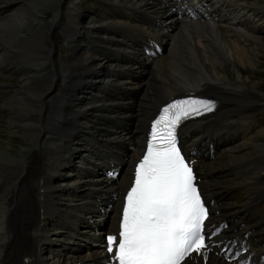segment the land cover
Returning <instances> with one entry per match:
<instances>
[{"label": "bare ground", "instance_id": "bare-ground-1", "mask_svg": "<svg viewBox=\"0 0 264 264\" xmlns=\"http://www.w3.org/2000/svg\"><path fill=\"white\" fill-rule=\"evenodd\" d=\"M31 1L0 0V71L12 65L17 72L8 79L10 89H2L0 84V104L5 108L2 116L7 124L20 127L26 142L8 153V144L0 138V264L103 261L99 239L91 236L92 230H97L96 221L90 220L97 203L114 204L117 199L112 195L115 192L119 198L120 193L116 181L97 170L110 156L123 157L111 147L127 151L123 146L130 142L122 132L123 119L134 121V131H139V111L144 107L126 99H130L137 74L147 67L138 47L149 37H158L160 29L170 27L175 32L166 54L154 62V84L146 90L152 104L191 85L214 92L225 107L209 124L222 154L200 164L199 169L208 163L204 181L230 174L232 168L240 175L251 168L248 164H264V127L257 129L255 121L244 113L250 105L264 103V92L258 87L261 81L255 78L264 55V5L252 0H198L217 16V28L223 35L218 39L203 20L174 17L169 12L170 0H40L38 8ZM46 8L58 10L54 22L70 29L64 57L56 54L44 37L41 43L26 46L21 35L26 14L37 18ZM85 11L99 15L101 22L93 29L102 33L97 36L102 44L87 46L83 42L86 30L80 15ZM51 27L54 24H46L42 31L48 34ZM193 33L201 35L203 42L197 43ZM51 51L49 71L28 67L30 58H45ZM228 62L233 64L226 67ZM246 69L254 72L249 75ZM30 72L36 76L30 78ZM248 89L257 97H245ZM127 111L135 114L126 116ZM112 121L117 123L112 125ZM184 132L191 143L202 138L198 130L186 128ZM45 140L54 144L39 143ZM98 146L109 150L95 154ZM83 151L87 156L81 155ZM72 154L83 159L87 168L78 158H71ZM125 155L133 157L135 151L128 150ZM225 157L228 160L215 164ZM124 180L121 177L119 182ZM226 184L212 191L228 200L216 207L228 217L231 233L249 231V251L262 250L264 182ZM81 248L84 253L74 255ZM207 254L210 264H223L219 255Z\"/></svg>", "mask_w": 264, "mask_h": 264}, {"label": "snow or ice", "instance_id": "snow-or-ice-1", "mask_svg": "<svg viewBox=\"0 0 264 264\" xmlns=\"http://www.w3.org/2000/svg\"><path fill=\"white\" fill-rule=\"evenodd\" d=\"M213 108L201 98L178 99L151 124L146 154L134 168L121 206L119 231L106 237L109 264H210L207 252L219 245L212 241L215 230L206 229L208 209L176 129Z\"/></svg>", "mask_w": 264, "mask_h": 264}, {"label": "rangeland", "instance_id": "rangeland-1", "mask_svg": "<svg viewBox=\"0 0 264 264\" xmlns=\"http://www.w3.org/2000/svg\"><path fill=\"white\" fill-rule=\"evenodd\" d=\"M255 1H257V0H255ZM255 1H254V3H255ZM261 1H264V0H258V3L259 4H257V5H259V6H262V5H264V3H261ZM261 3V4H260ZM256 4V3H255ZM88 14V13H87ZM82 26L84 27V29L86 30V28H85V26L82 24ZM177 52V50L175 51V53ZM67 53V52H66ZM61 56H63L64 57V54L63 55H61ZM264 57V55L261 57V61L264 59L263 58ZM261 65L262 66H264V61H262L261 62ZM258 71H259V73H262V75H263V77H264V67H261V68H259L258 69ZM252 72H254V70H252V71H250V73H249V75H251V73ZM259 73H257V74H259ZM256 74V75H257ZM247 76L246 77V75H245V77L248 79V77H250V76ZM253 79H254V77H253ZM260 80V79H259ZM263 82H264V80H262ZM261 83V82H260ZM261 84H259V86H260ZM258 86V87H259ZM263 86H264V84H263ZM261 90V89H260ZM262 92H264V90H261ZM15 137H17V138H20V136H15ZM0 138H4V142H6L7 144H8V152H10V153H12V150L14 151V152H16L17 150H19V149H15V147H10V145H9V141H10V139L8 138V137H5V135H3L2 134V132L0 133ZM45 147H47L46 145H45ZM63 180V179H62ZM45 254H47V252H45Z\"/></svg>", "mask_w": 264, "mask_h": 264}]
</instances>
